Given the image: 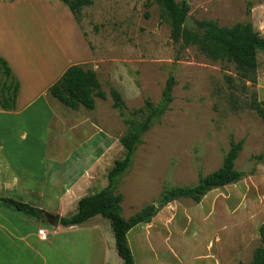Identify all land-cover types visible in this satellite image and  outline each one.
<instances>
[{
    "label": "rangeland",
    "instance_id": "rangeland-1",
    "mask_svg": "<svg viewBox=\"0 0 264 264\" xmlns=\"http://www.w3.org/2000/svg\"><path fill=\"white\" fill-rule=\"evenodd\" d=\"M187 1L197 27L201 20L217 21L221 27L249 21L264 37V0ZM0 51H6L23 79L31 82L32 89L20 101L23 105L62 67L81 64L97 72L107 98H97L93 111L81 108L73 114L79 121L92 117L102 127L108 148L104 163L110 168L125 153L120 138L129 129L126 117L143 120L146 101L160 104L167 81L174 77L172 103L143 135L130 167L115 180L113 191L123 195L122 215L129 218L157 203L168 189L196 185L201 176L222 166L232 141H243L235 166L247 175L210 191L199 203L188 198L172 201L150 223L134 227L128 240L136 264H251L264 223V119L248 104L254 93L264 100L263 52L258 54L254 83L240 78L233 63L208 59L195 46L182 50L171 38L169 17L159 0L149 7L147 0H93L82 10L81 24L60 0H0ZM12 73L16 79L0 66L1 100L21 81ZM111 88L125 100L126 117L114 108ZM46 100L60 106L58 115L68 119L64 105L49 92L34 108ZM57 120L52 134L58 131L57 137H64L66 129ZM26 143L20 152L36 159L30 164L37 169L31 170L39 173L40 152L30 151ZM0 175V196H5V185L13 178L6 167ZM102 218L111 228L110 220ZM81 237L88 247L89 239ZM57 246L64 249L60 242ZM109 250L108 264H122L115 245Z\"/></svg>",
    "mask_w": 264,
    "mask_h": 264
},
{
    "label": "crops",
    "instance_id": "crops-1",
    "mask_svg": "<svg viewBox=\"0 0 264 264\" xmlns=\"http://www.w3.org/2000/svg\"><path fill=\"white\" fill-rule=\"evenodd\" d=\"M73 25L78 35L83 37L78 25ZM0 53L7 57L12 71L21 79L18 80L20 93L16 110L7 111L0 107V166L6 167L13 178L11 184L5 185L4 190L8 194L5 196L15 197L46 211L44 219H38L0 202V264H108L109 246L115 245V236L112 227H107L101 215L75 226L60 223L63 217L77 210L75 208H78L82 197L107 185V174L111 168L104 163L108 148L102 141L105 138L101 134L102 127L89 116L77 120L76 114H73L77 110L64 104L68 119L58 115L62 108L54 102L51 106L48 100L46 104L34 108L68 66L65 69L62 67L40 93L33 95V100L23 105L20 101L24 93L28 94L32 89L31 82L29 78H26L27 81L23 79L6 51ZM54 120L57 123L62 121L60 128L66 129L64 137H57L58 131L52 134ZM68 131L73 137H67ZM26 141L25 147H32L28 148L30 151L40 152L36 161L39 173L33 172L38 165L30 164L36 159L20 152V146ZM56 216L60 217L58 226L50 221ZM42 228L49 232L48 241H42L38 235V230ZM81 236L89 239L88 247L84 246L87 241H79ZM58 242L64 249L57 246Z\"/></svg>",
    "mask_w": 264,
    "mask_h": 264
},
{
    "label": "trees",
    "instance_id": "trees-1",
    "mask_svg": "<svg viewBox=\"0 0 264 264\" xmlns=\"http://www.w3.org/2000/svg\"><path fill=\"white\" fill-rule=\"evenodd\" d=\"M60 1L69 7L79 24H81L83 8L93 3V0ZM152 1L147 0V7L151 5ZM159 2L169 17L171 38L175 44H179L182 50L189 46H195L208 59L233 63L240 78L256 82L258 54L260 52L264 53V37L254 29L251 22H240L230 27H221L217 21L201 20L197 22L200 32H196L184 25L191 10L187 0L181 2L159 0ZM0 66L4 68L10 78L16 79L8 62L1 57ZM174 85L175 79L170 77L166 83L160 104L156 105L150 100L146 101L148 114L140 121L126 117L128 114L125 100L117 89L111 88L110 96L113 106L119 110L123 117H126V123L129 125L127 133L120 138L125 151L124 156L122 159L116 160L109 170L107 187L82 197L79 200L77 211L70 216L63 217L60 221L63 226H75L96 215L109 219L115 236L116 250L122 259V264H136L128 240V233L134 227L139 224L150 223L160 209L172 201L188 198L199 203L210 191L237 183L247 175L246 172L238 170L235 166V162L243 149V141H232L222 166L211 174L201 176L196 185L168 189L162 193L157 203L147 205L129 218L122 215L123 195L113 191L115 180L130 167L137 145L141 142L143 135L159 120L172 103ZM19 88L20 83L18 81L15 84L14 93L10 97L0 99L1 109L16 110ZM48 92L73 110L84 108L92 111L96 107L97 98H107V94L101 89L97 72L81 64H73L67 67L49 87ZM248 106L264 119V100H258L255 93ZM0 202L16 211L38 219H44L46 215L44 209L15 197L0 196ZM259 232L261 243L254 250L251 264H264V223L261 225Z\"/></svg>",
    "mask_w": 264,
    "mask_h": 264
},
{
    "label": "water",
    "instance_id": "water-1",
    "mask_svg": "<svg viewBox=\"0 0 264 264\" xmlns=\"http://www.w3.org/2000/svg\"><path fill=\"white\" fill-rule=\"evenodd\" d=\"M184 25H185L187 28H189V29H193V30L196 31V32H200L199 27H197L196 24H194V23L192 22V19H191L189 16L186 18ZM52 218H54V220H53ZM50 221H51L52 224H54L55 226H58L59 221H60V217H59V216L51 217V218H50Z\"/></svg>",
    "mask_w": 264,
    "mask_h": 264
},
{
    "label": "built area",
    "instance_id": "built-area-1",
    "mask_svg": "<svg viewBox=\"0 0 264 264\" xmlns=\"http://www.w3.org/2000/svg\"><path fill=\"white\" fill-rule=\"evenodd\" d=\"M38 235L42 241H48L49 240V233L46 229H39Z\"/></svg>",
    "mask_w": 264,
    "mask_h": 264
}]
</instances>
